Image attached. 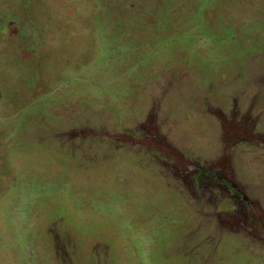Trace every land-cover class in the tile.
Masks as SVG:
<instances>
[{
  "label": "rangeland",
  "instance_id": "rangeland-1",
  "mask_svg": "<svg viewBox=\"0 0 264 264\" xmlns=\"http://www.w3.org/2000/svg\"><path fill=\"white\" fill-rule=\"evenodd\" d=\"M34 1L0 27V264H264V0Z\"/></svg>",
  "mask_w": 264,
  "mask_h": 264
},
{
  "label": "trees",
  "instance_id": "trees-1",
  "mask_svg": "<svg viewBox=\"0 0 264 264\" xmlns=\"http://www.w3.org/2000/svg\"><path fill=\"white\" fill-rule=\"evenodd\" d=\"M41 1L44 2V0H41ZM204 1H206V3L209 2L208 0H204ZM22 5H23V7H22ZM108 5H109V3H107L106 7H109ZM164 6L165 5H164L163 1H161L157 7L159 9V8H163ZM21 9L24 11L23 14L12 13V11H13L12 10L10 14L0 16V20L2 21L1 26H0L1 29L8 28L7 25L9 23H13L15 25L20 24V19L22 17H23V20L25 22H27V24L29 25L30 28L35 29V27L37 25L36 13L38 12L36 10V7H35V1L34 0H23L22 4H21ZM35 11H36V13H35ZM140 14L143 16H149L152 19H156L160 16V15L154 14L152 12H149L146 9H142ZM201 19H202V16L200 14H196L195 18L194 17L190 18L191 22L194 23L197 27V33L193 34L195 36L194 38L201 37L205 40L204 44L212 43L213 45H216V43H218L219 40L223 41V40H231L232 39L234 32H233V28L230 27L229 24H227L225 22L222 23L220 21L221 23H215L213 25H210L207 23V24H204L203 26H199L196 23V20L200 21ZM194 38H192V39H194ZM27 43L28 44L34 43L33 35H31L30 40H28ZM140 66H143V65H140ZM56 215H59V217H63V218L65 217L63 214H61L59 212ZM125 230H126V228L123 229L121 231V233L124 232ZM140 245H141V242L137 238L136 241L134 242V246L135 247L139 246L140 247V254L143 255V253H142L143 249ZM71 247H70V252L73 249L72 244H71ZM155 259L153 261H155ZM93 260H94V258H93ZM73 264H77V263H73ZM169 264H172V263H169Z\"/></svg>",
  "mask_w": 264,
  "mask_h": 264
},
{
  "label": "clouds",
  "instance_id": "clouds-1",
  "mask_svg": "<svg viewBox=\"0 0 264 264\" xmlns=\"http://www.w3.org/2000/svg\"><path fill=\"white\" fill-rule=\"evenodd\" d=\"M108 6H110V4ZM213 172H218V170L213 169L212 171H209L204 167H197V170L194 171L193 177L197 180L196 183H200L204 179L211 181Z\"/></svg>",
  "mask_w": 264,
  "mask_h": 264
},
{
  "label": "flooded vegetation",
  "instance_id": "flooded-vegetation-1",
  "mask_svg": "<svg viewBox=\"0 0 264 264\" xmlns=\"http://www.w3.org/2000/svg\"><path fill=\"white\" fill-rule=\"evenodd\" d=\"M220 183L224 185V186L221 185L222 192L229 194L232 198H235L240 202H242V200H247V202H249V200L246 198L245 195L238 194L237 192H235V190H233L234 189L233 186H231L225 180H221Z\"/></svg>",
  "mask_w": 264,
  "mask_h": 264
}]
</instances>
